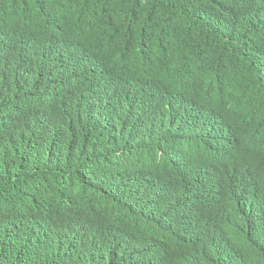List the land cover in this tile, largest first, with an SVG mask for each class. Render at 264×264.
I'll use <instances>...</instances> for the list:
<instances>
[{
	"label": "trees",
	"instance_id": "obj_1",
	"mask_svg": "<svg viewBox=\"0 0 264 264\" xmlns=\"http://www.w3.org/2000/svg\"><path fill=\"white\" fill-rule=\"evenodd\" d=\"M19 1L70 20L85 43L107 41L110 69L119 70L128 45L142 48L147 63L138 75L119 70L140 81L90 86L89 121L61 106L25 112L21 97L9 104L0 96V264H81L78 230L94 224L93 264H264V0ZM1 19L0 29L8 22ZM110 90L111 100L134 108L108 109L99 96ZM197 106L214 107L241 137L240 184L256 186L243 207L234 195V208L216 214L219 201L200 210L212 198L210 183L198 193L181 176L195 162L190 154L222 129L217 118L204 126ZM53 177L74 187L71 208L34 203Z\"/></svg>",
	"mask_w": 264,
	"mask_h": 264
},
{
	"label": "clouds",
	"instance_id": "obj_2",
	"mask_svg": "<svg viewBox=\"0 0 264 264\" xmlns=\"http://www.w3.org/2000/svg\"><path fill=\"white\" fill-rule=\"evenodd\" d=\"M53 16L52 11L42 13L40 5H37L36 10H32L30 6L25 7V3L19 0H0V28L3 26L1 18H8L6 27L0 29V96L5 97L9 104H12V98L17 100L21 97L25 112L30 109L39 111L42 106L51 110L61 106L75 112L76 119L89 121L96 107L94 92H90V86L101 85L103 88H109L125 76L140 81L141 79L135 75L146 68V57L143 56L142 48L128 45L116 58V68L135 75L110 69L107 67L109 61L107 41L93 36L85 43L81 39L84 32L78 30L77 26H72L70 20L56 19ZM9 18L13 19L9 20ZM103 34L104 32L99 33V35ZM110 40L111 38L108 42ZM164 89L169 90L173 95L168 97L172 103L179 100L178 92L168 86ZM133 93L134 91H129L126 96L129 97ZM111 95L110 90L108 98L99 96L100 100L105 101L108 109L130 112L134 108L131 101H114L111 100ZM145 104L150 108L161 110L154 103ZM196 108L199 115H203L204 126L217 118L222 124V129L210 142L203 143L200 149L190 154L195 157V162L181 176L187 177L184 182L191 184L198 193H202L205 182L210 183L212 198L199 202L197 206L200 210L215 208L219 201L223 204L218 206L216 214L220 210L234 208L236 201L231 200L234 195L239 196L243 207L251 201L256 186H253L249 192L240 184L243 163L240 160L245 154L240 144L241 137L234 133L223 116L218 117L214 114V107L197 106ZM20 113L15 112L14 116ZM88 121L75 126L77 133L85 128ZM152 124L161 126L163 121L157 119ZM198 128L200 130V126ZM120 130L121 128L114 127L115 132L120 133ZM135 130L134 127L126 129L127 133H133ZM181 137L186 138V135ZM156 152H158L156 160L159 161L162 159V150L156 149ZM167 156L170 157L169 154ZM48 183L49 187H39L35 195H32L34 203L58 202L63 208H71L75 199L74 187L71 185L69 188L59 177L51 178ZM212 183L219 185L222 191L217 190ZM52 208L51 205L44 207V209ZM94 225L87 230V234L82 229L78 230L82 239L81 264L84 262L93 264L97 260L96 249L89 238L95 233L92 229ZM212 226L208 223L203 228L210 229Z\"/></svg>",
	"mask_w": 264,
	"mask_h": 264
}]
</instances>
